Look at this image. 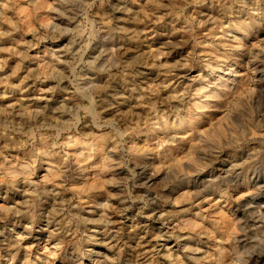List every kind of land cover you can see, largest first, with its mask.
<instances>
[{"label":"clouds","instance_id":"obj_1","mask_svg":"<svg viewBox=\"0 0 264 264\" xmlns=\"http://www.w3.org/2000/svg\"><path fill=\"white\" fill-rule=\"evenodd\" d=\"M0 264H264V0H0Z\"/></svg>","mask_w":264,"mask_h":264}]
</instances>
